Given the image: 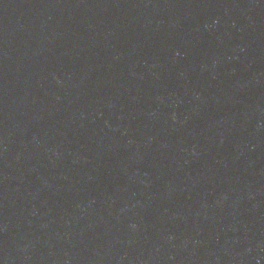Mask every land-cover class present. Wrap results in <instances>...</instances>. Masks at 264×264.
<instances>
[{
    "label": "water",
    "instance_id": "1",
    "mask_svg": "<svg viewBox=\"0 0 264 264\" xmlns=\"http://www.w3.org/2000/svg\"><path fill=\"white\" fill-rule=\"evenodd\" d=\"M0 264H264V0H0Z\"/></svg>",
    "mask_w": 264,
    "mask_h": 264
}]
</instances>
